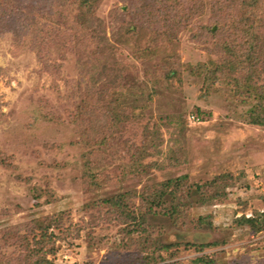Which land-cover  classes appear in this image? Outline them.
<instances>
[{
  "label": "rangeland",
  "instance_id": "obj_1",
  "mask_svg": "<svg viewBox=\"0 0 264 264\" xmlns=\"http://www.w3.org/2000/svg\"><path fill=\"white\" fill-rule=\"evenodd\" d=\"M86 9L0 0V264H264V234L238 218L264 211V125L249 116L264 59L247 51L256 37L264 50V5ZM224 59L239 69L212 76ZM179 177L177 199L153 205Z\"/></svg>",
  "mask_w": 264,
  "mask_h": 264
},
{
  "label": "trees",
  "instance_id": "obj_2",
  "mask_svg": "<svg viewBox=\"0 0 264 264\" xmlns=\"http://www.w3.org/2000/svg\"><path fill=\"white\" fill-rule=\"evenodd\" d=\"M244 2V5L251 7L252 9L249 10L250 13L254 12L255 10H258L261 6L263 7L264 5V0H242ZM81 3L86 6V11L84 12V17H89L88 12H91V0H81ZM163 7H166V3L162 2ZM90 7V8H89ZM166 9V8H164ZM83 24H85V26L87 27V29L90 30L89 27V20L88 19H84L82 21ZM100 30V29H99ZM87 32V30L85 31ZM97 32V33H96ZM156 33L158 34V32L156 31ZM163 35L164 38H169L170 33L168 30L162 32L161 36ZM157 36V35H156ZM103 33L102 31H95L94 29L90 30L87 32V38H90V40H95V41H100L101 39L103 40ZM258 40L259 37H256L255 40H253L252 43H250L247 51L249 54L252 55V57L254 59H252V64L256 65V63H259V61L263 58L264 59V50L262 51V53L259 54L261 49L260 44H258ZM101 42V41H100ZM249 58V57H248ZM224 61V62H223ZM223 61H220L219 63H216L214 65V68L212 69L213 71L210 72V74H212V76H215V74L219 71H226V72H230V71H235L238 68V64L239 61H230V62H225L226 60L224 59ZM211 76L208 75V78H210ZM243 81H239L241 84H247L250 83V79L248 77H245L242 79ZM251 84V83H250ZM248 86H252L257 89L254 84ZM261 88L263 89L262 92L259 95H256L258 97V103L256 105V108H252V113L249 114L250 116V122L253 124H259V125H264V84L260 85ZM183 178H173V179H168L162 182V186L161 188L157 189L154 192H151L149 194V198L151 200V202L153 203V205H158V206H162L163 202L167 201H175L177 199L176 193H177V189H179L184 183H183ZM219 183L218 180H214L213 182H210L209 184L204 185V188L206 189V193H202L203 191V187L201 186H196L197 187V192L201 193L202 199L207 200L208 196L207 193L210 192L211 190H213V184ZM188 191H190V187H188ZM203 200V201H204ZM118 204V206L125 208L124 203L121 204L120 200L117 199V201L115 202ZM173 204V203H172ZM171 204V205H172ZM177 211L176 208L174 206H172V211L168 212L169 217H172L174 215V212ZM145 217V216H144ZM239 219V223L240 224H246L248 226H250L253 230H255V232H259V234H264V211H260L259 214L257 216L255 215H248V216H244L243 217H238ZM144 221V219L142 220ZM43 236V235H42ZM209 244H206V246H208ZM166 247L169 245H165ZM203 246V245H202ZM202 246L200 248H202ZM40 260V259H39ZM203 259L201 257H198L196 259H194L192 264H213L212 261L209 262H205L202 261ZM39 261H37L38 263ZM41 263V261H40Z\"/></svg>",
  "mask_w": 264,
  "mask_h": 264
}]
</instances>
